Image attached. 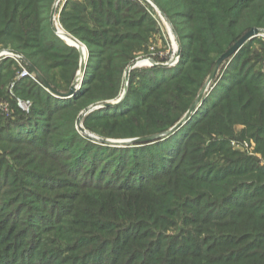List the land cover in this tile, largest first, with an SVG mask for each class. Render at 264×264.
Returning <instances> with one entry per match:
<instances>
[{
  "label": "rangeland",
  "instance_id": "obj_1",
  "mask_svg": "<svg viewBox=\"0 0 264 264\" xmlns=\"http://www.w3.org/2000/svg\"><path fill=\"white\" fill-rule=\"evenodd\" d=\"M56 2L40 44L52 47L48 69L5 55L13 49L0 41V264H264V122L236 108L250 84L264 98V26L249 23L257 16L220 29V40L262 34L215 70L232 44L197 24L211 0ZM55 6L61 39L50 24ZM76 9L86 31L79 35L97 49L61 22ZM210 38L224 48L212 62L203 54ZM64 43L78 54L75 67ZM118 50L131 53L122 68L112 67L123 62ZM85 89L83 103L67 109ZM151 108L155 121L146 120ZM169 119L171 128L156 133ZM177 137L178 151L168 154ZM142 153L154 164L145 166Z\"/></svg>",
  "mask_w": 264,
  "mask_h": 264
},
{
  "label": "trees",
  "instance_id": "obj_2",
  "mask_svg": "<svg viewBox=\"0 0 264 264\" xmlns=\"http://www.w3.org/2000/svg\"><path fill=\"white\" fill-rule=\"evenodd\" d=\"M122 1H125V0H119L118 3L120 4V2L122 3ZM90 2L94 8H96V4H99V3H96L95 1H90ZM52 3H53V0H0V41L5 46L11 47L15 52H18L24 55L26 60H28L33 65L34 68L32 67V69L34 71L37 70L41 73L45 71L46 69H48V64H47L48 62L46 60L47 52L52 50V47L50 46L45 49L44 47H41L40 45L41 42L45 38L44 33L48 30V26H47L48 18L46 17V15L50 11ZM118 3L117 4L114 3V5H116V7L120 6L121 4L119 5ZM110 5H111L110 1H107L106 6H110ZM68 6L69 4L67 3L65 9H63L62 12L67 13L66 8ZM208 9H209L208 16L198 19L197 24L199 23L204 24L205 29H206L205 32L209 36H212L213 33L217 34L215 35V37H212L213 41H216V39H218V37L220 36V32H219L220 29H223L224 27L225 32L228 31V29L230 30L234 29L235 26L242 19H244L242 17L246 16V14H254L258 17V18L255 17L253 21L249 22L252 26H258V27L264 26V23L262 22L264 19V0H211V5ZM246 10H248L249 13H246ZM73 11H74V14L68 15L66 17L62 16L61 22L63 23L65 28L69 30L72 34L79 36V38L82 41L89 44V46L91 45V47L96 48V46L98 45L97 43L90 42L84 35H81V36L79 35L81 32H86V31H83L82 25L77 26L78 19H80L84 14L82 15V13H80V10L78 9L73 10ZM94 12L96 15L100 13L98 12L97 9H95ZM110 19L111 18H108L106 21L109 24L111 23V21H109ZM98 20H99L98 16H95V18L93 19V21L96 23H99ZM195 21L196 19L194 20V23ZM224 24H227V26H225ZM195 32L196 34H194V36L192 37V41H194L192 42L193 44L192 46L194 48V51L196 50V52L200 54V52L197 50L198 42L201 43L200 38H199L200 35L198 33V30H195ZM53 37L54 39L59 41L58 43L60 45L62 44L61 41L55 35H53ZM230 38H231L230 36H224V40L218 39L217 41H219L218 43L222 41H228L229 43H227L226 45H230V44L233 45L241 37L237 40L236 38H233L231 39V41H230ZM129 40L125 39V42L126 43L127 41L129 42ZM249 42H251V40ZM31 43L35 45H32ZM123 47L125 49L130 48L129 44H125L123 45ZM207 47H208V50L204 51L203 54L205 55V57L211 56V60L209 59L211 62L213 61L212 57L213 58L219 57V55H221L224 51V48L219 49V47H217L216 44H211V38H210V44H207ZM63 48L65 50L62 49L60 51H64L66 53L65 57L67 59L66 61L68 63V66L72 65L75 67L76 62L78 60L77 52L72 50V48L71 49L68 48L65 45V43L63 45ZM67 50H70V51L72 50L73 52H66ZM99 53H100L99 50H97L96 52L93 50V55L95 54V57L98 60L104 61L105 58L99 57ZM117 53H119V55L121 56L119 55L116 56ZM115 56L117 60L122 59L123 62H121V64L118 63L119 65L112 64V67L122 68L130 60L131 53L129 50H128V53H123V52H120V50H118L115 52ZM113 58L115 57L112 56L110 59L106 61H112ZM108 65H110V63H108ZM67 75L69 79L72 77V73L70 72ZM96 77H97L96 74L93 73L91 80H94ZM132 79L133 78L131 77V80ZM251 85L252 84H250V86H247V88L251 90L249 93L252 92L251 95L246 94L245 96H243L244 98H246V100L242 104H238V105L236 104V108L239 110H245V111H248V110L250 111L252 109L251 115H254L255 118L257 116L258 119L264 122V98L259 94L258 95L253 94V93H256L257 90L253 88ZM87 93H89V90L85 89L83 96H80V98L75 102V104L70 103L67 106V109H70V108H73L74 106L82 104L83 101L87 97L85 96L87 95ZM129 101L130 100L128 97L123 102V104ZM135 109L136 108H132L130 111H134ZM151 109L152 110L150 111V113L146 112V120L150 119L151 121H155L154 120L155 114L153 113L154 109L153 108ZM115 115H116V118L125 117V115L121 113L115 114ZM172 119L176 120L177 118L175 116V118H172ZM172 119H169L168 122H164L163 125L159 127V130H157L156 133H162L166 131L167 129L171 128V126L174 124L173 123L174 121ZM154 125H156V123L151 124V126H154ZM154 131L155 130H152L149 133H152ZM257 131H258V139H261V138L264 139V124L263 126L258 127ZM180 142L182 143L179 137L175 138L170 147L168 154L170 153V151L173 154L177 152L180 147ZM259 142H260L258 143L260 147L259 150H261L262 153H264V140L259 141ZM145 154L146 153H142L140 155V159H143L142 161L144 163L146 162L145 166L154 164V157L145 159L147 157V155ZM131 158L133 157H130V159ZM171 158L173 157L168 155L166 158V163L168 159H171ZM89 167H91V171L93 173L97 175L100 174L101 168H102L101 166L96 165L95 163L92 162L89 164ZM262 174H263L262 177H264V171L262 172ZM256 193L258 195L257 197H259V192H256ZM253 206H254V209H252L253 212H259L262 209L259 206H256L255 204H253ZM18 215L16 216L17 221L19 219ZM27 224L28 223H24V225H27ZM230 257H233V254H231ZM231 260H234V258H231Z\"/></svg>",
  "mask_w": 264,
  "mask_h": 264
},
{
  "label": "water",
  "instance_id": "obj_3",
  "mask_svg": "<svg viewBox=\"0 0 264 264\" xmlns=\"http://www.w3.org/2000/svg\"><path fill=\"white\" fill-rule=\"evenodd\" d=\"M57 2H59V0H57ZM56 2V3H57ZM58 4V3H57ZM56 12V6L52 9L51 12V18H50V24H51V29L53 31V33L58 37V38H62V32H60V30L56 29V19L54 17V14ZM262 31L260 29L257 28H252L250 29L248 32H246L237 42H235L224 54H222L219 59L216 61L215 64V70H217L219 68V66L221 65V63L229 58H231L232 56H234V54H236L247 42H249L250 40L254 39L255 37H257L258 35H261ZM70 42L72 44H75L76 46H81L80 43H78V41H76L74 38H69ZM7 54H14V55H18V53L14 52L13 50H8L6 51ZM136 66V64H131L125 73V77L126 79L128 78V75L130 73V71ZM125 94V93H124ZM123 94V97H124ZM198 100L197 102H195V104L193 105V107H195L198 104ZM193 109V108H192ZM189 116V114L187 115V117ZM180 126V125H179ZM179 126H177L175 129H177ZM145 141V140H144Z\"/></svg>",
  "mask_w": 264,
  "mask_h": 264
},
{
  "label": "built area",
  "instance_id": "obj_4",
  "mask_svg": "<svg viewBox=\"0 0 264 264\" xmlns=\"http://www.w3.org/2000/svg\"><path fill=\"white\" fill-rule=\"evenodd\" d=\"M2 54H0V56H1ZM5 55H10V54H7V53H5ZM14 55V54H13ZM11 56V55H10ZM16 56V55H15ZM17 56H19V55H17ZM11 58H13V56H11ZM18 58V57H17ZM27 107V106H26Z\"/></svg>",
  "mask_w": 264,
  "mask_h": 264
},
{
  "label": "bare ground",
  "instance_id": "obj_5",
  "mask_svg": "<svg viewBox=\"0 0 264 264\" xmlns=\"http://www.w3.org/2000/svg\"><path fill=\"white\" fill-rule=\"evenodd\" d=\"M57 29L60 30L58 26H57ZM60 32H61V31H60ZM61 36H63V38H65V36H64L63 34H62ZM65 40H66V39H65ZM67 41H68V40H67ZM71 44H72V43H71Z\"/></svg>",
  "mask_w": 264,
  "mask_h": 264
}]
</instances>
